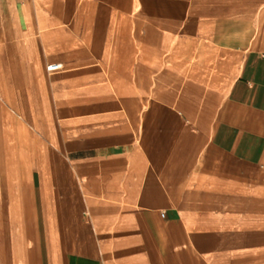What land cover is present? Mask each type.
Listing matches in <instances>:
<instances>
[{
	"label": "crops",
	"instance_id": "0c3cea01",
	"mask_svg": "<svg viewBox=\"0 0 264 264\" xmlns=\"http://www.w3.org/2000/svg\"><path fill=\"white\" fill-rule=\"evenodd\" d=\"M0 264H264V0H0Z\"/></svg>",
	"mask_w": 264,
	"mask_h": 264
},
{
	"label": "built area",
	"instance_id": "2783aa9c",
	"mask_svg": "<svg viewBox=\"0 0 264 264\" xmlns=\"http://www.w3.org/2000/svg\"><path fill=\"white\" fill-rule=\"evenodd\" d=\"M62 68L61 64H50L47 66V70L48 71H57V70H60Z\"/></svg>",
	"mask_w": 264,
	"mask_h": 264
}]
</instances>
